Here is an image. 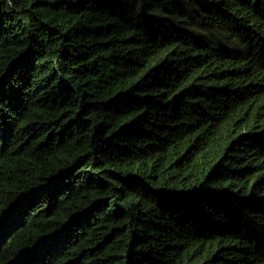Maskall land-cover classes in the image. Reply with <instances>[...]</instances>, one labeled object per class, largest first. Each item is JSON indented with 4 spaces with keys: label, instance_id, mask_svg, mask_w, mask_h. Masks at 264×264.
<instances>
[{
    "label": "trees",
    "instance_id": "16d2710c",
    "mask_svg": "<svg viewBox=\"0 0 264 264\" xmlns=\"http://www.w3.org/2000/svg\"><path fill=\"white\" fill-rule=\"evenodd\" d=\"M0 264H264V0H0Z\"/></svg>",
    "mask_w": 264,
    "mask_h": 264
}]
</instances>
